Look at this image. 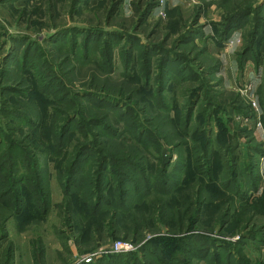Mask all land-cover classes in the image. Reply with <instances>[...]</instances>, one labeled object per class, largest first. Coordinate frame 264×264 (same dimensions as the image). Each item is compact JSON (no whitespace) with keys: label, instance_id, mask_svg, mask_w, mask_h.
<instances>
[{"label":"rangeland","instance_id":"374dc122","mask_svg":"<svg viewBox=\"0 0 264 264\" xmlns=\"http://www.w3.org/2000/svg\"><path fill=\"white\" fill-rule=\"evenodd\" d=\"M263 108L264 0H0V264H264Z\"/></svg>","mask_w":264,"mask_h":264},{"label":"crops","instance_id":"0c3cea01","mask_svg":"<svg viewBox=\"0 0 264 264\" xmlns=\"http://www.w3.org/2000/svg\"><path fill=\"white\" fill-rule=\"evenodd\" d=\"M236 121H232V125L235 124ZM238 124V122H237ZM250 125H253L254 126V130H255V133L258 134L259 136V143L255 146V147H248L249 149L247 148H243L244 151L246 152L247 150H249L248 152H244V155L245 157L247 158V160H255L257 161L258 159H260L263 155H264V128H262V124L260 123V126L257 127L256 123L254 124V122H251ZM236 137V140H241V141H244V143L246 142L245 140V137L244 136H241L239 133L237 135H230L226 140H232L233 141V137ZM244 137V138H243ZM234 144V143H232ZM236 146V145H235ZM244 146V145H243ZM258 148H261V151L262 153H259L258 152ZM233 149V148H232ZM259 164V163H257ZM263 170V169H262ZM262 175L264 176V171L262 173ZM262 176V177H263ZM254 177H256L258 179V185H257V189L255 190L256 193L258 192L259 194V198H261V200H263V203H264V178L262 179V182H260V178H259V174L258 172L256 174H254ZM242 177L240 176V181L239 182H242L243 179H241ZM237 182V179H233L232 180V184H235ZM246 188V187H245ZM240 189V192L242 193L244 190L246 192H251L252 190H250L251 188H248L247 189ZM253 189V188H252ZM262 191V193L260 194V192ZM258 198V199H259ZM250 201H253V200H250ZM24 234H20V236H23ZM20 240H22L23 242L20 243L19 245L21 246L22 250L24 249L25 252L23 253L22 250H19L17 249L15 251V253L13 254V259H14V262L15 264H41V251L38 250V252L36 251V253L32 252V248L30 247L29 245V242L27 240H30L29 237H22ZM48 255V252L45 251L44 253V259L46 260V257ZM25 260V262L23 261Z\"/></svg>","mask_w":264,"mask_h":264},{"label":"built area","instance_id":"2783aa9c","mask_svg":"<svg viewBox=\"0 0 264 264\" xmlns=\"http://www.w3.org/2000/svg\"><path fill=\"white\" fill-rule=\"evenodd\" d=\"M260 78V72L249 70V68H245L240 72V82H239V91L240 93L249 100L251 106L256 109V97H255V87L256 82ZM247 121V120H246ZM257 127L260 126V123H256ZM261 162L262 173L264 171V155L259 159ZM135 245L130 241L118 240L111 243L105 249H98L94 253H89L81 256L80 263H92L100 257L102 254L110 253V254H124L134 251Z\"/></svg>","mask_w":264,"mask_h":264},{"label":"trees","instance_id":"16d2710c","mask_svg":"<svg viewBox=\"0 0 264 264\" xmlns=\"http://www.w3.org/2000/svg\"><path fill=\"white\" fill-rule=\"evenodd\" d=\"M247 61H250V60H247ZM257 65H258V64H257ZM263 109H264V108H263ZM67 122H68V121H67ZM258 152H259V153H262L261 148H258ZM224 160H227V158L224 159ZM231 161L233 162V159H232V158H231ZM233 173H234V175L236 176L234 170H233ZM234 178H235V177H234ZM232 180H233V179H232ZM232 180H231V182H232ZM22 181H23V179H22ZM253 188H255V187H253ZM237 191H238V190H237ZM9 194H10V191L5 192V194H4V193H1L0 197L4 198L6 195H9ZM90 194H91V191L89 190V191L87 192L86 197H88ZM22 203H23V200H22ZM23 210H24L23 207H22V208L19 207V209H18L16 212H21V213L23 214V212H22ZM226 223H227V222H226ZM93 263H95V262L87 263V264H93ZM82 264H86V263H82Z\"/></svg>","mask_w":264,"mask_h":264}]
</instances>
